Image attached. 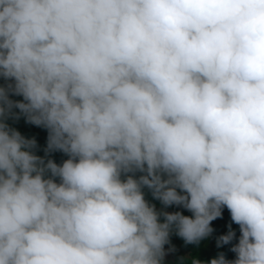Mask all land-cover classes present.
<instances>
[{"label":"clouds","instance_id":"obj_1","mask_svg":"<svg viewBox=\"0 0 264 264\" xmlns=\"http://www.w3.org/2000/svg\"><path fill=\"white\" fill-rule=\"evenodd\" d=\"M0 79V264H264V0H0Z\"/></svg>","mask_w":264,"mask_h":264},{"label":"trees","instance_id":"obj_2","mask_svg":"<svg viewBox=\"0 0 264 264\" xmlns=\"http://www.w3.org/2000/svg\"><path fill=\"white\" fill-rule=\"evenodd\" d=\"M5 81L3 79H0V84H4ZM14 100H22V97L19 96H12L11 97ZM14 112H19L18 109H14ZM7 123L10 125V127L15 128L17 131H19L23 136L26 138H35L37 141V148L35 149V154L39 156H44V148L47 144V130L42 127H37L35 125L29 124L26 122L23 115L20 116L18 120L16 119H9ZM51 158L58 164L62 163L63 160L67 159L68 157L63 154L62 152H53L51 154ZM147 191V190H146ZM146 198L156 205V208L158 211H165L164 206L157 200H154L150 193L147 194ZM180 212L184 213H190L186 209H180ZM191 214V213H190ZM163 220V217H161V221ZM229 225H231L232 230L236 233V239H234L230 244L223 245L222 247H217L216 240L219 236L227 234L229 230ZM214 229L211 236L208 238L202 240L199 245L196 244H185L180 241V237L175 235L173 232L170 236L171 245H174L180 247V250H176L175 252H169L165 256V264H180L181 258H189L186 261V264H191V258L195 257L198 258L201 261H209L212 258H215L218 253H224L226 259H234L235 253H233L230 249L233 244H235L238 240V237L240 235L239 233V226L232 222L231 215L228 209L225 207L222 212V217L217 218L212 222L211 225ZM177 241V245H176ZM170 245H165V249H168Z\"/></svg>","mask_w":264,"mask_h":264},{"label":"rangeland","instance_id":"obj_3","mask_svg":"<svg viewBox=\"0 0 264 264\" xmlns=\"http://www.w3.org/2000/svg\"><path fill=\"white\" fill-rule=\"evenodd\" d=\"M165 208V207H164ZM180 209H183L182 207H180V206H175V205H173V206H169V207H167V208H165V211H168V212H176V211H179ZM184 215H191L190 213H184ZM180 241L181 242H183V243H185L184 241H183V239H181L180 238ZM176 245H177V241H176ZM176 250H180V247L179 246H176V248H175ZM166 251H167V249H165ZM171 253V252H170Z\"/></svg>","mask_w":264,"mask_h":264}]
</instances>
